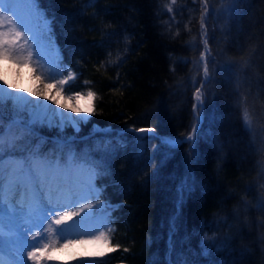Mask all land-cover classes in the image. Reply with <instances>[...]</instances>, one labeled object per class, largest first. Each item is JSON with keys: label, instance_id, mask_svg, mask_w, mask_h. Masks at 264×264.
Here are the masks:
<instances>
[{"label": "trees", "instance_id": "trees-1", "mask_svg": "<svg viewBox=\"0 0 264 264\" xmlns=\"http://www.w3.org/2000/svg\"><path fill=\"white\" fill-rule=\"evenodd\" d=\"M38 3L77 74L73 91L96 94L72 146L95 165L101 201L119 207L108 208L118 248L94 264H264V0ZM197 89L202 134L192 131ZM93 125L107 130L90 137ZM189 135L199 137L195 151ZM166 137L183 142L167 151ZM186 169L193 191L173 253L169 223ZM205 235L219 251L198 255Z\"/></svg>", "mask_w": 264, "mask_h": 264}, {"label": "snow or ice", "instance_id": "snow-or-ice-1", "mask_svg": "<svg viewBox=\"0 0 264 264\" xmlns=\"http://www.w3.org/2000/svg\"><path fill=\"white\" fill-rule=\"evenodd\" d=\"M225 2L235 3L236 0ZM93 3L95 0H89V4ZM37 18L44 19L38 0H0V252L3 251L5 233L9 234L12 245L11 258L8 261L0 259V264H28V261L43 264L45 260H56V253L86 245L102 246L107 253L118 248L112 246L109 237L100 230L107 226L106 221L111 212L102 211L97 215L93 211L91 200L97 198V189L93 183L95 165L87 160V153H77L72 146L75 140H83L79 136L81 126L89 123L85 116L80 115L84 109L79 108L77 102L87 100L88 115H92L95 112L93 102L96 94L91 90L86 95L82 91L69 92L66 86L77 78V74L63 66L59 56L52 58V22L44 21L45 31L41 34L33 30V21ZM201 27L204 28L203 17ZM29 44L30 49L27 47ZM201 58L204 59L203 54ZM2 62L16 66L17 78L20 70H28L33 77V88L27 95L24 94V89L8 83ZM37 64L44 71H38ZM65 71L66 77L58 78ZM204 76H209L208 62L204 64ZM87 83L89 82L85 81ZM8 89H15L16 94ZM29 96L36 99L30 100ZM40 98L50 103H40ZM61 100L65 103H61ZM195 100L197 103L194 104L192 131L193 134H202L204 103L199 89L196 90ZM68 102L72 103L71 111L76 112L79 118L65 115L51 106L55 104L64 109ZM69 127L73 130L72 136L65 132ZM42 128L57 132L51 140L55 147L48 151H44V146L49 143V138L40 135L39 129ZM102 131L93 125L89 135L91 137L93 133ZM136 131L143 132L145 129ZM198 139L199 137L194 141L193 135L186 137V141L192 142L193 151ZM182 142L178 138L166 137L161 141V146H167V151H172ZM192 183L190 170L186 169L185 176L177 186L176 211L169 223V230L172 232L169 240L173 253L176 251L175 236L179 233L178 221L185 194L193 191ZM107 207L115 210L119 205ZM204 227L208 225L205 224ZM89 228H94L99 234L86 233ZM33 232L31 240L34 243H30L29 234ZM72 233L81 234L77 237ZM214 247H217L215 241L209 240L205 235L198 255H210ZM105 254L100 252L96 255ZM60 264L67 262L61 261ZM170 264L191 262L173 260Z\"/></svg>", "mask_w": 264, "mask_h": 264}, {"label": "rangeland", "instance_id": "rangeland-1", "mask_svg": "<svg viewBox=\"0 0 264 264\" xmlns=\"http://www.w3.org/2000/svg\"><path fill=\"white\" fill-rule=\"evenodd\" d=\"M44 21L45 19H35L33 21V30L35 32H39L41 34L44 33L45 31V24H44ZM27 38V36H26ZM45 39H47V37H45ZM21 43H23V41H21ZM29 49L31 48V45L29 44L27 46ZM53 47V52H52V58L55 59L57 56L60 57V54L58 52V49H57V46L55 45V43H53L52 45ZM26 54V53H25ZM3 63V67H4V70L6 72V67L9 66V65H12L16 70V66L14 64H11V63H8V62H2ZM62 63V62H61ZM34 64H35V61H34ZM63 66H65L63 63H62ZM37 68H38V71H44L43 68H41L38 64L36 65ZM66 68H69L68 66H65ZM70 69V68H69ZM21 74L24 76L22 79L24 80L22 86L20 88H23L24 89V94L26 95V87H27V84L25 83L26 79H27V74L29 73L28 70L25 68L23 70H20ZM67 75V72L65 71L64 74L62 76H59L58 78H65ZM6 76H7V73H6ZM75 80L74 81H71L70 82V85L66 86V88H68L69 92H74L73 91V87H78V85L74 84ZM8 83L10 84H13V80H10ZM9 91L13 92V94H16L15 90L14 89H8ZM87 92H84V94L86 95ZM61 101H64V100H61ZM72 104V103H71ZM10 103H9V107H10ZM67 115V114H65ZM81 115V114H80ZM70 116V115H69ZM90 115H88L87 117V120L89 118ZM75 118H79V116H75ZM83 126V125H82ZM98 128V127H97ZM45 131H51V132H55V136L57 135V132L55 130H49L47 128H43ZM98 129H101V128H98ZM103 131L107 130V128H103L102 129ZM41 131V130H40ZM65 132H70L73 134V130L71 127L67 128L65 130ZM139 132V131H137ZM144 132V131H143ZM140 133V132H139ZM54 136V137H55ZM53 138V137H52ZM52 138L49 139V144H46V147L44 148V151H48L52 148L55 147V145H53L51 143V140ZM7 158V155L6 157ZM84 176L86 177L87 176V172L84 173ZM93 183H94V179H93ZM95 185V184H94ZM96 187V186H95ZM97 191H96V197L95 199H92L91 200V203L94 205V209L93 211H95L97 213V215H99L102 211H108V207L105 202H102L101 199H100V195H99V189L96 187ZM101 206H104V208H101ZM78 219V218H77ZM106 227H103L101 228L100 230L101 231H104L105 234L109 237L111 231H112V226L110 224V217L109 219L106 221ZM55 227V226H53ZM90 232H95V234H99L98 231H95L94 228H91L90 229ZM34 235V232L33 233H30L29 234V240H30V243H34V241L31 240V236ZM73 236H77L78 237V233H72ZM4 240H5V243H4V246H3V251L1 252L3 255V257L6 259V260H9L11 258L10 256V251L12 249V245H11V242L9 241V234L8 233H5V237H4ZM63 242V241H61ZM100 252H106L105 249H102L100 251H97L95 252V254H89L87 251H84L82 250L80 247H76V248H73V249H69L65 252H60V253H56V260L52 261V262H48L47 260H45L43 262V264H60L61 261H65L67 262V264H78L76 262H79L78 260L74 259L76 258L77 256H81L83 257L86 261L85 263L83 264H94V261H98V260H101L102 258H104V256L106 255H103V256H99V255H96L97 253H100ZM25 258H26V253H25ZM89 262V263H87ZM28 264H35L34 261H28Z\"/></svg>", "mask_w": 264, "mask_h": 264}, {"label": "bare ground", "instance_id": "bare-ground-1", "mask_svg": "<svg viewBox=\"0 0 264 264\" xmlns=\"http://www.w3.org/2000/svg\"><path fill=\"white\" fill-rule=\"evenodd\" d=\"M6 73H7V80H8V82H9L10 80H13V84H15L17 88H20V87L22 86V84H23V82H24V80H23L22 78H23L24 76L21 74V72L19 73V78H17V75H16L17 70H16L12 65H9V66L6 67ZM26 76H27V79H26L25 83L27 84V87H26L25 90H26V95H27V93H28L29 91H31L32 88H33V77H32L29 73H28ZM23 88H24V87H23ZM23 88H22V89H23ZM14 90H15V89H14ZM28 99H30V100H34V99H36V98L29 96ZM39 102H40V103H50V102L44 101L43 98H40V99H39ZM60 102H61V103H65V101H60ZM77 103H78L79 108L84 109V112L81 113V115H82V116H85V117L87 118V117H88V101L85 100V99H82V100H79ZM51 106H52L53 108H55L57 111L63 112L64 114H67L68 116L70 115V116H72L73 118H75V116H77V113H76V112H72V111H71V108H72V104H71V102H68V103H67V107L64 108V109H60V108L58 107V105H55V104H53V105H51ZM90 229H91V228L87 229V230H86V233H87V232H90ZM86 233H85V235H86ZM80 234H81V233H78V236H79ZM80 248H81L82 250H84V251H87L89 254H95V252L100 251V250L103 249L102 246H94V245H86V246H84V247H80ZM0 257H1V259L5 260V261H8V260H6L2 255H0ZM94 262H95V261H94ZM78 263H79V262H78ZM81 263H82V262H81Z\"/></svg>", "mask_w": 264, "mask_h": 264}]
</instances>
